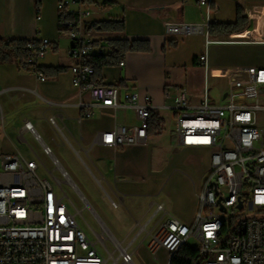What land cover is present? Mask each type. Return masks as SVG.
<instances>
[{
  "label": "crops",
  "instance_id": "crops-1",
  "mask_svg": "<svg viewBox=\"0 0 264 264\" xmlns=\"http://www.w3.org/2000/svg\"><path fill=\"white\" fill-rule=\"evenodd\" d=\"M198 1L83 0V8L91 13L89 25L121 22L124 29L118 35L120 38L140 41L149 48L125 52L121 58L124 67L120 68L119 62L105 65L97 80L103 85L119 84L123 91L136 93L140 102L145 96L150 97L152 104L159 108L154 113L163 120V130L160 134H148L145 144L114 149L101 144L100 134L113 130L116 125H136L135 113L131 109H122L115 119L111 109L96 108L92 118L80 119V112L74 105L78 92L71 82L72 61L67 55L70 43H62L67 38L57 26V0H40L39 5L36 0H0V48L11 41L36 36L51 42V48L40 61V66L49 70L44 82L27 72L21 59L0 60V150L4 155L22 156L19 142L25 141L24 135L29 133L35 139L25 129V124L30 122L40 137V141H35L43 149H50L51 157L57 160L58 167L71 181L68 180L69 183L78 187L84 185L80 167H86L98 186L96 190L91 186L97 198L95 202L87 199L82 191L99 229L98 233L93 232L95 239H89L96 242L105 264H120L122 251L133 255V264H168L165 250L160 248L153 255L149 249L150 236L161 230L167 216L191 225L198 210L195 193L203 188L208 174L198 162L194 161L184 174L179 173L183 185L173 198L170 199L163 189L171 149L163 140L165 114L173 123V114L168 109L171 101L164 100L163 94L165 90L171 93L184 90L188 103L191 106L198 104L204 86L198 57L207 49L209 65L210 47L219 45L205 46L206 23L208 26L211 23L232 24L240 14L246 18L247 29L255 17V9L264 6H253L248 0H215L207 16L206 8L199 6ZM76 9L73 7L71 11ZM36 10L39 20H36ZM167 24L194 25L201 30L191 35H173L166 32ZM244 31L216 35L210 40H228ZM101 33L108 34L99 37L108 53L110 48L106 40L116 34ZM221 45L264 48L259 45ZM244 67H264V61L251 59L226 70ZM224 92L213 96L209 93V97L212 102H217ZM83 97L89 101L87 94ZM50 118L56 119L57 128L49 123ZM172 136L175 140L171 150L173 155L183 151H205L182 148L174 132ZM112 202L117 207H113ZM160 204L164 211H157Z\"/></svg>",
  "mask_w": 264,
  "mask_h": 264
},
{
  "label": "built area",
  "instance_id": "built-area-1",
  "mask_svg": "<svg viewBox=\"0 0 264 264\" xmlns=\"http://www.w3.org/2000/svg\"><path fill=\"white\" fill-rule=\"evenodd\" d=\"M214 1H198L206 8L207 16ZM83 3L57 0L56 5L58 29L70 42L67 55L72 61L71 82L78 92L74 105L80 119L92 118L96 108L111 109L115 119L120 110L131 109L137 124L116 125L102 132L101 144L114 149L145 144L150 115L159 108L150 97L140 102L136 93L123 91L119 84H99L95 68L88 62L107 54L99 37L108 34L89 25L91 13ZM73 7L77 8L74 12ZM254 12L253 21L242 34L212 41L205 33V46H264V6ZM200 30L194 25H166V32L173 35H191ZM50 48L51 42L38 36L29 39L25 47L21 65L39 82L47 79L40 61ZM197 63L204 74L200 102L191 106L184 90H165L163 97L171 101L168 109L173 114V132L179 146L208 152L210 168L203 188L195 193L198 210L193 223L186 225L167 216L161 230L150 236L148 246L153 255L160 248L165 250L170 264L179 248L193 238L198 242L200 264H264V67L226 70V90L217 102H212L207 49ZM124 65L123 60L119 61L120 68ZM84 94L89 101L84 100ZM49 123L57 128L55 118ZM25 129L40 141L30 122ZM43 150L52 155L48 147ZM53 163L58 166L57 160ZM38 168L37 161L25 160L19 154L0 157V264H105L96 242L86 236L66 203L70 202L62 191V184L66 180L69 183L66 174L62 173L64 180L55 179L57 189L39 176ZM112 206L117 204L112 202ZM157 211H164L163 205H157ZM221 214L226 216L225 221ZM132 256L122 251L120 264H133Z\"/></svg>",
  "mask_w": 264,
  "mask_h": 264
},
{
  "label": "rangeland",
  "instance_id": "rangeland-1",
  "mask_svg": "<svg viewBox=\"0 0 264 264\" xmlns=\"http://www.w3.org/2000/svg\"><path fill=\"white\" fill-rule=\"evenodd\" d=\"M253 6L264 5V0H248ZM65 36V35H64ZM214 40V37H210ZM67 40V39H66ZM62 40V43H70L69 40ZM209 79H208V92L213 96L215 93L224 92V88L227 85L225 79V71L228 67L240 65L242 62H247L251 59H257L264 61V48L257 47H245L240 45H213L209 50ZM171 117L165 114V128L163 134L164 142L169 145L170 153L168 155V165L166 166V176L163 181V189L165 194L171 198L179 186L182 187V176L179 173L184 174L188 171V167L194 163L198 162L204 173L209 171V155L208 152L204 151L201 153H195L190 151H183L180 154L172 153V148L174 146L173 130L174 125L171 122ZM23 142H19V153L27 160H35L39 164L38 174L42 179H47L54 184L58 189V185L55 179L64 180L62 176V171L58 166L53 163V158L45 154L41 144L35 141V139L29 134L24 135ZM174 140V141H173ZM4 156L3 152L0 150V157ZM81 173L83 174L84 185L80 184L78 187L76 184L68 183L67 180L62 184V191L67 195L69 201H66L71 212L76 215V221L79 226L83 229L88 238H94L93 232L98 233V227L94 223V219L90 209L86 206V202L89 203L87 199L91 202H95L97 199L94 193H92V187L98 189L97 184L94 182V178L88 172L86 167L82 165ZM70 181V180H69ZM88 181L89 183H86ZM71 182V181H70ZM92 184V185H91ZM94 184V185H93ZM82 189V190H81ZM85 193L86 197L84 196ZM78 211L80 213H78ZM252 217V216H250ZM223 221L226 220V216L221 214ZM234 220H229L231 224ZM187 246L197 249L198 242L189 238L187 240Z\"/></svg>",
  "mask_w": 264,
  "mask_h": 264
},
{
  "label": "trees",
  "instance_id": "trees-1",
  "mask_svg": "<svg viewBox=\"0 0 264 264\" xmlns=\"http://www.w3.org/2000/svg\"><path fill=\"white\" fill-rule=\"evenodd\" d=\"M40 0H36L39 5ZM95 30L102 32H108L110 35L115 33V36L107 39V45L110 48V52L103 56H95L88 63L92 64L95 68L96 77L98 78L100 69L109 64L118 63L123 54L127 51H147L148 44L140 41L129 42L126 39L120 38L118 35L123 32V24L121 22H100L92 24L91 26ZM247 27L246 18L243 15H238L235 23L232 24H217L211 23L208 26L209 37L218 35H231L241 33ZM28 40L11 41L7 45H1L0 48V60L5 61L8 59H21V62L25 58V47ZM59 70V69H56ZM44 75L47 76L49 70L43 68ZM164 122L155 113H151L149 118V135L160 134L163 130ZM200 257L197 249H193L187 244L181 246L179 250L172 256L170 264H200Z\"/></svg>",
  "mask_w": 264,
  "mask_h": 264
},
{
  "label": "bare ground",
  "instance_id": "bare-ground-1",
  "mask_svg": "<svg viewBox=\"0 0 264 264\" xmlns=\"http://www.w3.org/2000/svg\"><path fill=\"white\" fill-rule=\"evenodd\" d=\"M62 173H64V172H62ZM0 192H2V185H0Z\"/></svg>",
  "mask_w": 264,
  "mask_h": 264
},
{
  "label": "water",
  "instance_id": "water-1",
  "mask_svg": "<svg viewBox=\"0 0 264 264\" xmlns=\"http://www.w3.org/2000/svg\"><path fill=\"white\" fill-rule=\"evenodd\" d=\"M222 211H225L223 208H221Z\"/></svg>",
  "mask_w": 264,
  "mask_h": 264
}]
</instances>
